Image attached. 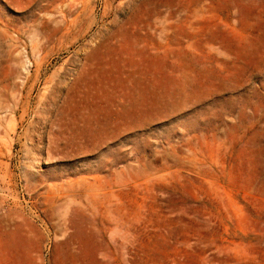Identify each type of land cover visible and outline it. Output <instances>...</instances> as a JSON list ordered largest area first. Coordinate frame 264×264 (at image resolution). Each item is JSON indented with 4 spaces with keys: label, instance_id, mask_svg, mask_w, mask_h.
Wrapping results in <instances>:
<instances>
[{
    "label": "rangeland",
    "instance_id": "rangeland-1",
    "mask_svg": "<svg viewBox=\"0 0 264 264\" xmlns=\"http://www.w3.org/2000/svg\"><path fill=\"white\" fill-rule=\"evenodd\" d=\"M0 264H264V0H0Z\"/></svg>",
    "mask_w": 264,
    "mask_h": 264
},
{
    "label": "bare ground",
    "instance_id": "bare-ground-1",
    "mask_svg": "<svg viewBox=\"0 0 264 264\" xmlns=\"http://www.w3.org/2000/svg\"><path fill=\"white\" fill-rule=\"evenodd\" d=\"M102 95V94H101ZM96 96V95H95ZM96 129V128H95ZM97 130V129H96ZM95 132V131H94Z\"/></svg>",
    "mask_w": 264,
    "mask_h": 264
}]
</instances>
